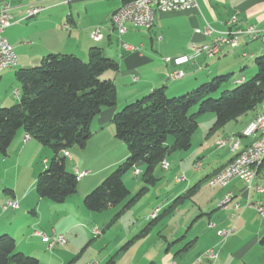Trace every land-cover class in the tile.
I'll return each instance as SVG.
<instances>
[{"label": "crops", "instance_id": "crops-1", "mask_svg": "<svg viewBox=\"0 0 264 264\" xmlns=\"http://www.w3.org/2000/svg\"><path fill=\"white\" fill-rule=\"evenodd\" d=\"M27 1L0 0V6L4 3L11 6L13 24L3 34L17 56L16 65L0 74V106H10L18 101L13 95L19 86L16 79L18 69L36 66L50 53L74 54L87 60L92 47L100 48L105 56L118 64L117 71L104 73V77L111 79L116 86L117 101L113 107L102 108L91 120L92 135L83 151L68 150L70 156L66 169L73 173L76 170L88 173L78 180L79 189L61 203L39 198L35 192L37 174L50 160L51 152L36 139L24 142L25 132L23 129L17 131L7 157L0 156V171L15 169L18 160L23 158L27 172L21 181L8 184L3 180L0 183L1 206L8 200L18 203L16 209L2 210L0 207V234L11 235L16 250L37 257L42 255L54 264H65L69 259L71 264H76L84 247L94 243L99 256L96 264H104L111 257L117 258L114 264H197V258L211 248L216 252V258L202 259L201 264H264V243L261 242L264 217L254 208L245 207L246 202H259L264 208V191L255 190L256 185L264 188V162L256 169L250 187L240 178H234L222 187L207 183L210 176L253 140L252 136H243L242 131L257 114H264V101L211 133L208 131L215 115L211 112L200 115L190 148L169 154L165 158L168 169L161 165L156 168L155 175L159 180L146 192L150 196L147 203L133 205L110 227H106L103 221L101 224L96 222L98 234L94 233V228L80 223L83 218L94 219L91 213H87L89 210L85 211L82 197L127 157L124 143L114 135V113L157 87L164 86L167 94L172 96L187 93L220 74L234 76V84L251 77L256 71L254 58L264 54V42L260 39L243 34L238 46H224L211 58L204 53L191 54L190 47L209 44L214 36L195 33L194 29L202 31L208 24L216 31H225L232 16L237 18L235 26L245 28L252 24L264 33V0H197V5L189 9L157 12L152 27L128 26L127 32L120 36L110 21L112 13L121 6L119 0H34L39 12L24 19ZM94 29H98L97 38L91 36ZM252 41L259 42L250 44ZM121 43L138 46L140 50H125ZM236 49H241L244 61L231 55ZM164 57H170V62H165ZM237 68L239 72L235 73ZM173 70H182L183 77L169 79L167 73ZM230 137L235 138L234 146L238 149H232L233 142L221 147L217 145L219 140ZM89 148L100 152L101 161L87 159L85 152ZM196 161L200 162V167L193 170L192 164ZM139 169L142 171L143 166L140 165ZM175 176H183L184 180L177 182ZM198 182L199 189L191 197L193 204L186 214L181 212L180 206L171 207L177 196ZM124 183L129 191L134 187L128 185L125 178ZM227 194L229 200L224 207L221 203ZM159 197H162L161 202L157 203L155 198ZM120 206L109 209L103 218L113 216ZM156 210L157 216L153 218ZM180 214L182 216L177 218ZM148 224H151L148 232L137 236ZM157 224L161 227L171 224L175 229L167 235L151 236ZM231 225L235 229L226 238L217 234L218 230ZM36 232L48 237L63 234L69 239L62 247L55 249V244L48 249L47 241ZM80 234L86 242L85 246H80L84 243L80 242L79 250L75 241ZM130 240L132 242L124 248ZM190 242L191 246L183 250ZM128 252L135 253L127 257Z\"/></svg>", "mask_w": 264, "mask_h": 264}, {"label": "trees", "instance_id": "trees-1", "mask_svg": "<svg viewBox=\"0 0 264 264\" xmlns=\"http://www.w3.org/2000/svg\"><path fill=\"white\" fill-rule=\"evenodd\" d=\"M119 1L122 6L133 0ZM254 64L256 71L251 77L218 97L211 95L229 80V74L216 75L179 95L170 96L164 86L157 87L115 112L112 117L114 135L125 145L126 160L83 197V206L89 211L100 212L121 204L106 224L110 227L156 184L159 178L155 170L163 159L173 152L190 148L200 115L206 112L215 115L208 131L211 133L254 110L264 101V54L256 56ZM108 70L117 71V62L105 56L100 48L92 47L87 60L74 54L50 53L36 66L16 71L18 101L0 106V156H7L19 129L52 150L50 160L35 180L39 198L61 203L77 191L79 179L66 169L64 152L74 147L84 148L92 135L91 120L102 108L115 106L116 86L111 79L103 77ZM169 137L171 141L168 142ZM140 165L143 166L140 173L143 184L131 194L124 177ZM198 189L199 182L177 196L171 207L191 199ZM150 225L137 236L146 234ZM131 242L125 243L124 248ZM261 242L264 243V235ZM190 246L191 242L183 250ZM0 264H39V260L16 250L14 238L2 233ZM104 264H114V257Z\"/></svg>", "mask_w": 264, "mask_h": 264}, {"label": "built area", "instance_id": "built-area-1", "mask_svg": "<svg viewBox=\"0 0 264 264\" xmlns=\"http://www.w3.org/2000/svg\"><path fill=\"white\" fill-rule=\"evenodd\" d=\"M197 5V0H133L122 5L115 12L112 13L110 17L111 24L116 31L117 35H123L127 32L128 26L132 27H142L150 28L154 24L155 15L157 12H166L171 10H185ZM11 6L8 3H4L0 6V11H6V18H0V74L8 68L14 67L17 62V56L12 45L8 42L7 38L4 36V31L6 28L13 24V16L10 12ZM40 8L35 4L34 0L27 1V7L25 9L23 18L28 19L35 16L39 12ZM237 23L236 16H232L226 23L228 29L225 31H216L211 26L206 24L204 29H194L195 33H203L204 35H212V42L209 44L192 45L190 47L191 54L204 53L208 57H213L217 55L221 48L228 45H233L243 34L248 36H255L256 39H260L264 42V33L260 31L255 25H247L245 28L235 26ZM91 36L94 38L99 37L98 29H94L91 32ZM160 38V37H159ZM121 47L125 50L137 51L140 47L121 43ZM170 58H165V62H169ZM184 72L182 70H173L167 73L169 79H179L183 77ZM15 98L19 96V89L13 91ZM255 117H258L257 129H249V123L247 124V136H252L253 140L242 150L237 152V164L236 169L229 171L228 175L224 179H234L240 178L248 183L250 187L252 179L255 175L256 169L264 161V114L259 113ZM232 149H238V146H234V138ZM30 139L29 135L24 136V142ZM218 146L224 145V139L220 140L217 144ZM65 157H69L68 152H64ZM200 167V162H195L192 165L193 170H198ZM135 175L140 174L141 170L139 167L135 166L132 171ZM76 177L78 179L87 175V171H75ZM175 180L180 182L184 180V177L175 176ZM218 186H222L218 185ZM255 190L257 192H263L264 188L256 185ZM229 200V195L227 194L222 200L221 205L226 207V203ZM18 207L17 201L8 200L2 205V209L6 210L8 208L16 209ZM245 207L254 208L261 217H264V208L261 203H245ZM157 210L154 212L152 217L156 216ZM235 216V215H233ZM235 229L234 225L230 227L223 228L217 231V234L226 238ZM93 231H98V229H93ZM36 234L41 235L48 243L47 247L52 248L54 244L59 243L63 245L65 239L63 235H54L51 237L46 236L42 232H36ZM216 252L211 248L204 251L196 260L197 264H201L202 259H214L216 258ZM93 264H96L95 262Z\"/></svg>", "mask_w": 264, "mask_h": 264}, {"label": "rangeland", "instance_id": "rangeland-1", "mask_svg": "<svg viewBox=\"0 0 264 264\" xmlns=\"http://www.w3.org/2000/svg\"><path fill=\"white\" fill-rule=\"evenodd\" d=\"M173 11H176V10H171V11H166V12H173ZM259 41H252L250 44H253V43H258ZM233 50V49H232ZM231 55H233V57H237L236 59H238L239 61H244L245 60V58H243V56H242V51H241V49H236L235 51H233L232 53H231ZM207 56V55H206ZM165 58H170V57H164V59ZM209 58H211V57H209ZM171 59V58H170ZM215 59V58H214ZM213 59V60H214ZM247 59H249V58H246V60ZM170 62V61H169ZM247 62V61H246ZM235 73H237V72H239V70H238V68H237V70H235L234 71ZM103 77H104V75H103ZM234 79V76H230V78H229V80H227V81H225V82H223L221 85H220V87L211 95L212 97H218V96H220V94L222 93V92H226V91H229V90H231L234 86H235V84L234 83H232V80ZM17 89H19V86H17L16 87ZM15 88V89H16ZM227 88V89H226ZM173 96V95H172ZM124 106V105H123ZM123 106L121 107V108H123ZM121 108L119 109V110H121ZM118 110V111H119ZM219 140V139H218ZM217 140V141H218ZM169 141H171V137H169L168 138V142ZM45 147V149H48L50 152H51V154H52V150L49 148V147H46V146H44ZM75 150H77V151H83L82 149H79V148H71V151L73 152V151H75ZM86 157H87V159H89L91 162H99V161H101V158L99 157V151H95L93 148H89V150H86ZM8 155V154H7ZM7 157V156H6ZM5 158V157H4ZM68 161V159L66 158V162ZM25 162L26 161H24L23 160V158H21V159H19L18 160V163H17V167L15 168V169H11V170H9V171H7V172H5V171H0V183L1 182H3V180H5L6 181V183H8V184H13V182H14V180H18V181H21L22 180V178H23V175L27 172V165H25ZM41 165V164H40ZM125 180H126V182H127V184L129 185V183L132 185L133 184V186L134 187H132L131 189H130V191L132 192V193H135L139 188H140V186H141V175H138V176H134L133 174H132V171H129V172H127L126 173V175H125ZM220 187H222V186H220ZM79 188H78V186H77V190H78ZM0 191L2 192V188H0ZM80 191V190H79ZM1 192H0V194H1ZM4 194H5V192H4ZM87 194V193H86ZM85 194V195H86ZM84 195V196H85ZM148 194L147 193H145L144 194V196H142L141 197V199L137 202V204H134L135 206L134 207H137V205H141V204H145V202L147 203L148 201V199H149V195L147 196ZM151 195V194H150ZM83 196V197H84ZM83 197H82V199L81 200H83ZM148 197V198H147ZM161 198L162 197H159V198H155V201L157 202V203H160L161 202ZM190 201H192L191 199H188V200H185L184 202H182L181 204H179L178 206H180L179 207V209L181 208V212H184L185 214L191 209V207H192V204H193V202H190ZM0 207H1V209H2V206H1V203H0ZM115 207V206H114ZM111 208H113V207H111ZM111 208H108V209H105V210H103V211H100V212H95V211H88V210H85V211H88L87 213H91V215H93V218L94 219H88V218H83V219H81V221H80V223L83 225H85L86 227H91V228H94V229H99L97 226H96V224L97 223H99V224H101V222L103 221L104 223L103 224H107L109 221H110V218L112 217H106L105 219L103 218L104 217V215H106V213H107V215H108V211H109V209H111ZM164 208H162V210H163ZM3 210V209H2ZM172 216V215H171ZM170 216V217H171ZM182 215L180 214L179 216H177V218H179V217H181ZM173 217V216H172ZM171 217V218H172ZM87 220V221H86ZM117 221V220H116ZM115 221V222H116ZM97 222V223H96ZM112 229L113 228H111L109 231H112ZM114 229H115V226H114ZM175 229V226H173V225H171V224H169V226H158V224H157V226H155V228L153 229V233L151 234V236H154V235H157V234H160V236H163V235H167L168 233L170 234L171 232H173V230ZM158 230H160L159 231V233H157V231ZM94 233H95V231H94ZM99 233V232H98ZM98 233H95V234H98ZM57 235H63V234H57ZM63 237H64V239H65V244H66V242H67V240L69 239L67 236L65 237L64 235H63ZM80 239H81V241H80ZM88 239V238H87ZM86 239V240H87ZM85 240V237H83V235L82 234H80V236H79V239H77L76 241H75V243H76V245L77 246H79L80 245V242H84L82 245H80V246H83L84 244H85V242L86 241H84ZM55 245V244H54ZM58 245H60V246H58ZM78 247L79 248V250H80V248L81 247ZM85 246V245H84ZM87 246V245H86ZM94 246H96V244L94 243L93 244V246H87V247H84V249H83V252L81 253V255H80V257L81 258H79L78 260H76L75 262H76V264H86V263H89V262H91V264H93L94 262H96V260H97V258L99 257L98 256V253H96V251H95V248H94ZM56 247H62V245L61 244H59V243H56V246H55V249H56ZM48 248V247H47ZM92 248L94 249V250H92ZM49 249V248H48ZM87 249V250H86ZM92 252H93V254H92ZM133 253H135V252H128V254H125V256H127V257H131V256H133ZM138 253V252H137ZM92 254V255H91ZM27 255H30V254H27ZM124 255V254H123ZM30 256H34V257H36L38 260H40L39 262V264H43V262L45 263V264H47L48 262H50L51 264H54L53 262H51V261H49V259H44L43 257H42V255H40L41 257H37V256H35V255H30ZM139 257V256H138ZM89 258V259H88ZM44 259V260H43ZM85 259V260H84ZM88 259V260H87ZM70 260V259H69ZM69 260L68 261H66V263L65 264H67L68 262H69ZM109 260V259H108ZM117 260V258H115L114 259V261H116ZM107 261V260H106ZM126 260H124V262H125ZM74 262V263H75ZM101 264H103V263H101Z\"/></svg>", "mask_w": 264, "mask_h": 264}, {"label": "bare ground", "instance_id": "bare-ground-1", "mask_svg": "<svg viewBox=\"0 0 264 264\" xmlns=\"http://www.w3.org/2000/svg\"><path fill=\"white\" fill-rule=\"evenodd\" d=\"M0 18H6V11H0ZM249 37L252 38V39H255V36H249ZM239 41H240V38H238L237 41L235 43H233V45H228V46L236 47V46H238ZM257 124H258V117H255L249 123V129H257ZM242 135L243 136H247V126L242 131ZM234 140H235V138H234ZM219 141H218V143H219ZM227 142L232 144L233 139L232 138H229L227 140L224 139V145ZM236 164H237V155L227 165L223 166L218 172H216L214 175H212L208 179V183L211 186H218V185H221V184H222V186L226 185L231 179H224V178L228 175L229 171H233V170L236 169ZM160 165H161V167L163 169H167L168 168V163H167V161L165 159H163L161 161ZM87 173H88V171H87ZM95 233H98V231H95Z\"/></svg>", "mask_w": 264, "mask_h": 264}]
</instances>
